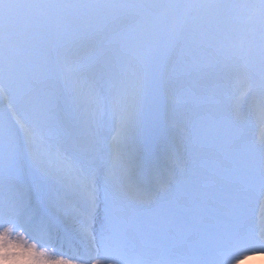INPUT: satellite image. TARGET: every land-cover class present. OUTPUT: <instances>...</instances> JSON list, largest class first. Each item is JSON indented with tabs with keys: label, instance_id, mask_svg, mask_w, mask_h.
I'll list each match as a JSON object with an SVG mask.
<instances>
[{
	"label": "snow or ice",
	"instance_id": "snow-or-ice-1",
	"mask_svg": "<svg viewBox=\"0 0 264 264\" xmlns=\"http://www.w3.org/2000/svg\"><path fill=\"white\" fill-rule=\"evenodd\" d=\"M0 264L264 256V0H0Z\"/></svg>",
	"mask_w": 264,
	"mask_h": 264
},
{
	"label": "bare ground",
	"instance_id": "bare-ground-1",
	"mask_svg": "<svg viewBox=\"0 0 264 264\" xmlns=\"http://www.w3.org/2000/svg\"><path fill=\"white\" fill-rule=\"evenodd\" d=\"M254 261H255L254 264H264V258L263 257L255 256Z\"/></svg>",
	"mask_w": 264,
	"mask_h": 264
},
{
	"label": "clouds",
	"instance_id": "clouds-1",
	"mask_svg": "<svg viewBox=\"0 0 264 264\" xmlns=\"http://www.w3.org/2000/svg\"><path fill=\"white\" fill-rule=\"evenodd\" d=\"M0 243H7V241L3 237H0Z\"/></svg>",
	"mask_w": 264,
	"mask_h": 264
}]
</instances>
